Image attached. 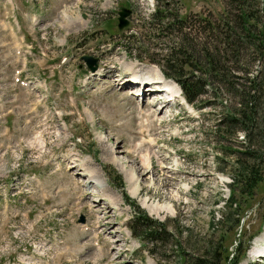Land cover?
I'll return each instance as SVG.
<instances>
[{
    "label": "rangeland",
    "instance_id": "374dc122",
    "mask_svg": "<svg viewBox=\"0 0 264 264\" xmlns=\"http://www.w3.org/2000/svg\"><path fill=\"white\" fill-rule=\"evenodd\" d=\"M122 6L132 12L119 35ZM157 6L188 14L185 27L150 31ZM225 7L226 0H0V264H195L211 244L237 264H264L251 252L264 248V178L252 195L233 192L232 159H221L223 141L210 132L237 95L215 80L194 102L170 104L150 91L159 86L146 84L136 97L140 84L129 83L143 69L162 74L151 59L165 56L183 31L203 64L202 50L226 29L210 34L193 24L196 15ZM82 55L97 58L95 71ZM258 59L246 54L237 74L264 82ZM243 137L224 143L241 148ZM108 142L119 149L115 157L106 158ZM134 143L141 147L129 157ZM136 168L131 195L127 178ZM99 171L103 190L88 182ZM140 210L169 233L150 250L131 232Z\"/></svg>",
    "mask_w": 264,
    "mask_h": 264
},
{
    "label": "trees",
    "instance_id": "16d2710c",
    "mask_svg": "<svg viewBox=\"0 0 264 264\" xmlns=\"http://www.w3.org/2000/svg\"><path fill=\"white\" fill-rule=\"evenodd\" d=\"M169 16L172 20L168 19ZM196 16L193 24L201 23L210 34L215 35L222 28L226 29L225 36L220 40L217 37L213 47H204L202 50L203 64L197 65L198 60L191 53L193 45L187 31L177 35V40L180 41L170 45V50L165 48V56L159 60H151L159 64L166 76L178 82L190 102L204 94L206 85L215 83V80L225 81L226 89L237 95L235 105L216 119V124L210 132L223 141L219 146L221 159H232L229 174L233 192L252 195L264 178L261 167L264 163V82L257 76L252 78L237 73L241 69L239 60L246 54L258 57L260 61L264 60V0H226L224 11L217 15L210 13ZM187 18V14L180 15L170 11L169 7L157 6L151 12L147 26L150 31L155 29L167 31L166 35L174 34L178 29L185 27ZM241 47H244L243 55L240 52ZM228 56L232 59H227ZM244 70L248 68L244 66ZM239 135L244 136L240 141L241 148L224 143ZM120 178L117 175L118 184L121 186ZM232 200L234 197H230L229 201ZM261 208L264 212V199ZM130 225L132 234L141 242H146L149 250L169 235L160 221L142 210L134 213ZM229 254L230 252L220 255L217 246L211 244L205 255L196 258L195 264H206V259H212L213 264H237L236 256L230 258Z\"/></svg>",
    "mask_w": 264,
    "mask_h": 264
},
{
    "label": "bare ground",
    "instance_id": "6f19581e",
    "mask_svg": "<svg viewBox=\"0 0 264 264\" xmlns=\"http://www.w3.org/2000/svg\"><path fill=\"white\" fill-rule=\"evenodd\" d=\"M143 71H144V73H143V75L142 76H139L138 75V73H136V72H133V75H132V77L130 78L131 79V81L129 82V83H135V80L136 79H140V81L141 80H144V82H147L148 84V87H152V86H149L150 84H152V85H156V83H158V82H160V84L162 83V82H167V80L165 79V78H163V73L161 74L160 73V71H158L157 69H154V70H151V69H147V71L145 70V69H143ZM151 74H154V75H156V77L154 76V75H151ZM165 79V80H164ZM120 81L122 80V79H119ZM123 84L125 83V82H122ZM172 83V82H171ZM138 85H139V83H138ZM137 85V86H138ZM166 86H167V88L169 87V85H168V82L165 84ZM163 86V87H166V86ZM149 88V89H150ZM169 88H171V87H169ZM138 89H139V87H138ZM144 91L145 90H142V93H140L139 91H136V92H134L133 94L134 95H136V97H138V95H142V96H144ZM150 91L152 92H154L153 94L155 95L156 93H160V92H162L163 90L161 89V88H155V90L154 89H150ZM155 99H157V98H155ZM158 100H159V98H158ZM158 100H155L154 102H156V101H158ZM164 103H166V100L164 101V100H162ZM152 105V104H151ZM166 106V105H165ZM154 114H157L156 112H154ZM129 129V128H128ZM23 130H25V129H23ZM39 136V135H38ZM41 137V136H40ZM40 143V142H39ZM43 145H44V142H43ZM43 145H41V146H43ZM142 146H144V145H142ZM151 145H148V147H150ZM106 150L104 151L105 153H106V155H107V157L106 158H110V157H115V154L119 151V149H117V147L116 146H112V143H110V142H108L107 144H106ZM141 147V144L140 143H134L133 145H132V148H133V150L128 154L129 155V157H132V153L133 152H137L138 151V149ZM78 161V160H77ZM71 162V161H70ZM83 162H87L88 163V161H83ZM82 162V163H83ZM73 164L74 165H76V166H78L79 168H80V164H78L77 162H75V160H73ZM133 163H131V165H132ZM149 166H150V164H149ZM149 166H148V168H149ZM123 168H125V165H123ZM147 168V169H148ZM80 170V169H79ZM139 168L137 169L136 168V170L135 171H133V169H130V173H129V177L127 178V182H129V185L131 186V185H133V184H135L134 186H132L133 188L131 189V190H129L128 192H129V194H131V195H135V194H137L138 193V184H139ZM143 171H148V173L150 172V170H143ZM80 173L82 174L83 172H82V170L80 171ZM101 176H102V174H101V172L99 171V174L96 176V177H91V179L89 178V180H88V182L90 183H93V184H95V185H97L98 186V189L99 190H103L105 187H104V182H102L101 181ZM88 178V177H87ZM144 206V205H143ZM145 207V206H144ZM152 211V210H151ZM262 251H264V248L262 249V250H260V248L258 247V246H255V247H253L252 249H251V252H253V253H255V252H257V253H261Z\"/></svg>",
    "mask_w": 264,
    "mask_h": 264
},
{
    "label": "water",
    "instance_id": "95a60500",
    "mask_svg": "<svg viewBox=\"0 0 264 264\" xmlns=\"http://www.w3.org/2000/svg\"><path fill=\"white\" fill-rule=\"evenodd\" d=\"M130 9L127 7L122 6L120 10H118V16H117V26L118 29H122L125 26L129 25V19L127 16L130 14ZM86 62H87V67L90 70H95L97 67L96 59H91L90 56L88 55H83L82 56Z\"/></svg>",
    "mask_w": 264,
    "mask_h": 264
}]
</instances>
